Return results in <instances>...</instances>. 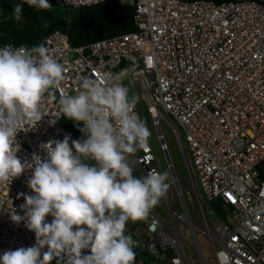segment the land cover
<instances>
[{"label": "built area", "instance_id": "built-area-1", "mask_svg": "<svg viewBox=\"0 0 264 264\" xmlns=\"http://www.w3.org/2000/svg\"><path fill=\"white\" fill-rule=\"evenodd\" d=\"M108 1L48 0L51 7L44 10L70 13ZM134 24L133 32L87 46H73L60 30L37 44L63 65L64 79L56 100L41 101V121L21 125L18 158L31 164L33 156L46 158L42 146L49 141L78 140L64 127L58 100L77 94L84 78L123 84L131 76L134 111L141 119L143 113L149 116L171 185L156 205L167 220L150 212L127 225L136 264H264V0H135ZM6 47L22 46H0ZM163 125L177 139L187 179L176 169ZM127 162L137 177L161 172L150 142ZM31 175L28 169L0 184V255L35 243L25 223L10 217L15 211L23 215L24 197L34 195ZM209 204L222 208L224 217L214 218V211L206 210ZM51 264H66V258Z\"/></svg>", "mask_w": 264, "mask_h": 264}, {"label": "clouds", "instance_id": "clouds-1", "mask_svg": "<svg viewBox=\"0 0 264 264\" xmlns=\"http://www.w3.org/2000/svg\"><path fill=\"white\" fill-rule=\"evenodd\" d=\"M25 3L37 10L51 7L48 0H20L17 20ZM63 72L43 45L0 48V184L31 169L28 187L34 195L24 197L23 215L15 211L10 217L35 234L33 246L6 250L0 264L65 258L66 264H134L135 241L127 225L147 219L171 185L168 172L141 178L127 162L148 148L151 136L127 86L84 78L77 94L58 100L61 116L79 127L83 139L49 141L42 146L46 158L33 156L31 164L17 156L21 125L41 121V101L56 99Z\"/></svg>", "mask_w": 264, "mask_h": 264}, {"label": "trees", "instance_id": "trees-1", "mask_svg": "<svg viewBox=\"0 0 264 264\" xmlns=\"http://www.w3.org/2000/svg\"><path fill=\"white\" fill-rule=\"evenodd\" d=\"M18 3L20 0H0V46L31 48L52 32L60 30L69 35L73 46L81 47L136 30L135 0H126L124 3L121 0H109L70 13L62 8L37 10L25 3L22 18L17 20L15 6ZM68 15L71 16L70 24L67 21ZM65 121H69V128L78 140L83 139L79 127L68 119Z\"/></svg>", "mask_w": 264, "mask_h": 264}, {"label": "rangeland", "instance_id": "rangeland-1", "mask_svg": "<svg viewBox=\"0 0 264 264\" xmlns=\"http://www.w3.org/2000/svg\"><path fill=\"white\" fill-rule=\"evenodd\" d=\"M58 9H61V8H58ZM123 84L125 86H127V87H131L132 84H133L132 77L131 76H126L123 79ZM133 92H134V89L132 88L131 92H130V96H133ZM143 120H145L147 122V127L149 128V130L151 132V136H150L149 142L156 149V154H157V157L159 159V165H160L161 172H165V171L168 172L165 158H164L163 154L161 153V151L159 150L158 143L156 141V135H155L154 129L152 128L151 121L149 120V116L147 115V113H143ZM69 124H70L69 121H67V122L65 121L63 125L67 129H70L69 128ZM163 132L165 134L166 141H167V143L169 145L170 154H171V157H172V159L174 161V164L176 166V169H177L178 173L184 179H187L188 178V174H187V170H186V167H185V164H184V161H183V158H182L179 146H178L177 139L175 138V136L172 133V131L166 125H163ZM184 193L186 195V198L188 199V204H189V207H190V210H191L193 218L195 219V221L199 225H201V219H200V216H199L198 207H197L196 203L191 199L190 195L187 194V188L186 187H184ZM171 196H173V190H171ZM172 204H173L174 208L177 211H181V206H180L179 203H177L176 201H173ZM207 209L214 211V213H215L214 218L224 217L223 209L220 208L217 204H209V205H207L206 210ZM151 212L155 213L158 216H160L163 220H167L166 213L162 209H160L159 207L155 206L151 210ZM209 220L212 223L211 218H209ZM202 244H203L205 253L207 255L211 256V252H210L209 248L206 246L205 242H202ZM209 264H212V263L210 262Z\"/></svg>", "mask_w": 264, "mask_h": 264}]
</instances>
